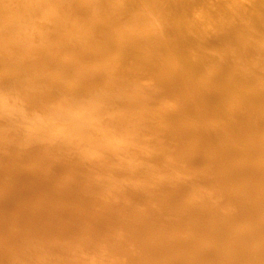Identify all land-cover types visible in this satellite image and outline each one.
I'll use <instances>...</instances> for the list:
<instances>
[{"label":"bare ground","instance_id":"6f19581e","mask_svg":"<svg viewBox=\"0 0 264 264\" xmlns=\"http://www.w3.org/2000/svg\"><path fill=\"white\" fill-rule=\"evenodd\" d=\"M0 264H264V0H0Z\"/></svg>","mask_w":264,"mask_h":264}]
</instances>
